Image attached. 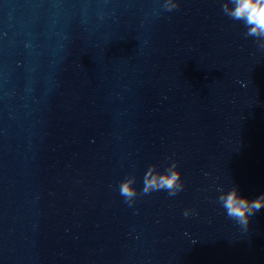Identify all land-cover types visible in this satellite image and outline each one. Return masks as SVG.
<instances>
[{
    "label": "water",
    "instance_id": "water-1",
    "mask_svg": "<svg viewBox=\"0 0 264 264\" xmlns=\"http://www.w3.org/2000/svg\"><path fill=\"white\" fill-rule=\"evenodd\" d=\"M174 2L0 0V264H264V208L216 202L264 194V50ZM172 161L175 196L119 195Z\"/></svg>",
    "mask_w": 264,
    "mask_h": 264
},
{
    "label": "clouds",
    "instance_id": "clouds-1",
    "mask_svg": "<svg viewBox=\"0 0 264 264\" xmlns=\"http://www.w3.org/2000/svg\"><path fill=\"white\" fill-rule=\"evenodd\" d=\"M163 7L170 12L178 8L179 4L174 0H165ZM221 11L229 19L242 23L246 29L244 36L253 38L259 49L264 50V0H225ZM181 175L176 161H172L163 171H159L158 166L152 164L143 176V188L139 192L134 187L135 175H130L119 183V195L129 206L135 203L138 195L164 191L170 196H175L184 188ZM217 191L219 196L216 202L224 209L226 216L244 230L248 229L251 217L264 208V194L249 199L240 195L236 186L227 191L217 188ZM190 211L186 209L184 216L187 217Z\"/></svg>",
    "mask_w": 264,
    "mask_h": 264
}]
</instances>
